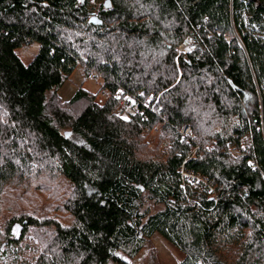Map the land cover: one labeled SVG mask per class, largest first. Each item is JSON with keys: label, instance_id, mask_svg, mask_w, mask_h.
<instances>
[{"label": "trees", "instance_id": "16d2710c", "mask_svg": "<svg viewBox=\"0 0 264 264\" xmlns=\"http://www.w3.org/2000/svg\"><path fill=\"white\" fill-rule=\"evenodd\" d=\"M175 216L182 264H264V0H0V264H131Z\"/></svg>", "mask_w": 264, "mask_h": 264}, {"label": "rangeland", "instance_id": "374dc122", "mask_svg": "<svg viewBox=\"0 0 264 264\" xmlns=\"http://www.w3.org/2000/svg\"><path fill=\"white\" fill-rule=\"evenodd\" d=\"M182 47V46H181ZM189 45L184 44L183 48L180 49V52H184V54L189 53ZM39 47L32 46L28 50H23L21 54V58L25 65H29L34 57L38 54ZM100 81L94 80L89 81L86 78H83L80 71L77 70L71 77L70 81L67 82L62 89L59 91V97L63 102H69L77 90L80 87H83L89 93L97 94ZM159 134H150L149 135V144L155 149L158 145ZM77 144H82L79 139L74 140ZM161 181L165 184L171 186L173 190V200L179 204L183 209V214L187 212L188 204L187 198L185 196L183 181L178 176L172 174L169 170H167L162 176ZM89 195H91V191H88ZM236 198L232 194H230L223 201V206H233L235 211H239V207L233 201L228 199ZM236 203H241L248 205L250 202L247 198L240 199L237 198ZM251 214L258 215L255 208L248 207V210H252ZM231 213V211H229ZM234 226L235 233H242V229L240 226L236 224L235 221L232 222ZM253 238L260 240L264 243V237L260 236L258 233L253 234ZM151 249L148 252H143L134 262L131 264H143L146 258L149 255V251H154L155 256L158 260L159 264H182L186 260L187 251L181 245V229L179 223V216L173 217L162 229L160 234H157L152 239V244L150 245ZM8 264H22L23 253L19 248H16L10 252L8 255Z\"/></svg>", "mask_w": 264, "mask_h": 264}, {"label": "built area", "instance_id": "2783aa9c", "mask_svg": "<svg viewBox=\"0 0 264 264\" xmlns=\"http://www.w3.org/2000/svg\"><path fill=\"white\" fill-rule=\"evenodd\" d=\"M186 45H189V53L192 52L194 50V43L191 39H188L186 42H185ZM181 49V48H180ZM182 54H184V52H180ZM96 78L95 76L91 75L88 77L87 80L89 81H94ZM121 109L123 110L124 109V103L121 104ZM159 134V131L158 130H154L152 132V134ZM180 136L183 138V139H189L192 137V130H191V127L189 126H184L181 133H180ZM182 178V180H187V181H190L192 185H194L196 188H199V189H206L208 191H210L214 196L216 195V191L212 185L211 182H209L208 180H205L201 177H195L193 175H185L184 172L182 171L181 172V177L180 179Z\"/></svg>", "mask_w": 264, "mask_h": 264}, {"label": "bare ground", "instance_id": "6f19581e", "mask_svg": "<svg viewBox=\"0 0 264 264\" xmlns=\"http://www.w3.org/2000/svg\"><path fill=\"white\" fill-rule=\"evenodd\" d=\"M181 48H183V46Z\"/></svg>", "mask_w": 264, "mask_h": 264}]
</instances>
